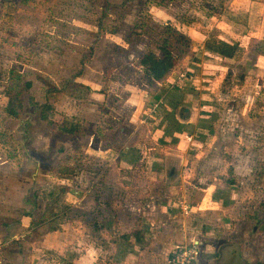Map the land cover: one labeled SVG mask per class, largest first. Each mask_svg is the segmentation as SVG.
<instances>
[{
	"label": "rangeland",
	"instance_id": "rangeland-1",
	"mask_svg": "<svg viewBox=\"0 0 264 264\" xmlns=\"http://www.w3.org/2000/svg\"><path fill=\"white\" fill-rule=\"evenodd\" d=\"M144 52L170 66L160 82ZM46 103L71 131L40 119ZM164 151L181 156L195 264L225 246L223 261L264 264V0H0V264L128 260V171L166 176L145 164Z\"/></svg>",
	"mask_w": 264,
	"mask_h": 264
},
{
	"label": "crops",
	"instance_id": "crops-1",
	"mask_svg": "<svg viewBox=\"0 0 264 264\" xmlns=\"http://www.w3.org/2000/svg\"><path fill=\"white\" fill-rule=\"evenodd\" d=\"M137 101L135 97H128V108L133 102ZM120 120L125 126L123 129L121 127L118 128L117 131L120 134H127L129 115L128 119ZM110 137L112 138L111 135ZM172 138L173 136L159 141L168 145ZM121 145L123 143L117 144L116 150ZM108 147L107 153L112 151V148ZM132 147L133 145L130 144L125 145V150L127 149L126 152H128L125 158V161L128 160L126 164L128 170L136 167L137 164V161L133 159L135 157L134 151L130 150ZM138 148L140 149L141 147ZM160 151L162 150L160 149ZM153 152L155 153V151ZM151 156L152 154L149 153V158ZM159 157L160 159H156V161L155 157L154 160L150 158L145 164L166 170L165 177L159 175L151 177L147 173L142 177H137L133 175L134 171H128V244L130 247H128V260L123 259L118 264H169L167 253L173 246L191 241L198 242L197 230L195 226L191 225V220H189L195 215L191 208L192 203L186 199L187 196L184 193L175 197L177 194L173 191L175 189L174 184L177 181L173 174L177 173L176 168H180L182 164V162H178L181 157L180 153L164 151ZM124 164L125 162L119 165L122 168ZM179 192H185V188ZM177 198L178 202L176 205L173 204V206L177 208L179 202L185 201L189 204L188 212L184 215H179V211L177 212L176 210L172 215H169L165 207L169 202L171 203ZM106 257L109 259L110 255H106L104 258ZM119 257L120 254H118ZM112 260H114L113 257ZM235 261L231 259L229 264H234Z\"/></svg>",
	"mask_w": 264,
	"mask_h": 264
},
{
	"label": "trees",
	"instance_id": "trees-1",
	"mask_svg": "<svg viewBox=\"0 0 264 264\" xmlns=\"http://www.w3.org/2000/svg\"><path fill=\"white\" fill-rule=\"evenodd\" d=\"M232 48L233 45L229 43H225L223 48L217 49V52L224 57H230ZM139 66L142 72L147 77L151 78L156 82H160L161 80H163L170 71V66L165 65L160 60H157L155 57L152 56V54L148 52H144L140 56ZM4 97H5V107H4L5 114L12 118L19 117L23 108L21 91L19 89L17 90L13 88H7L4 93ZM55 115L57 114H55L54 112V107L51 104L46 103L42 106L39 117L42 121H44L46 124L52 127L61 126L66 131L72 130L71 126L69 125V124L71 125L73 124L71 121L59 115L58 116L60 119L56 120L54 118ZM73 130H75V128ZM56 171L58 173H60V171L71 173V169H69L68 167H61ZM61 264H74V262L71 260H67Z\"/></svg>",
	"mask_w": 264,
	"mask_h": 264
},
{
	"label": "built area",
	"instance_id": "built-area-1",
	"mask_svg": "<svg viewBox=\"0 0 264 264\" xmlns=\"http://www.w3.org/2000/svg\"><path fill=\"white\" fill-rule=\"evenodd\" d=\"M179 215H184L188 212L189 204L185 201L179 203ZM174 210L171 209V213ZM198 242H187L175 245L171 248L169 264H194L198 253Z\"/></svg>",
	"mask_w": 264,
	"mask_h": 264
},
{
	"label": "water",
	"instance_id": "water-1",
	"mask_svg": "<svg viewBox=\"0 0 264 264\" xmlns=\"http://www.w3.org/2000/svg\"><path fill=\"white\" fill-rule=\"evenodd\" d=\"M229 248H231V246H225V247H223V251H222V256H223V257H221V258H222L221 261H223V259H224V253H225Z\"/></svg>",
	"mask_w": 264,
	"mask_h": 264
},
{
	"label": "flooded vegetation",
	"instance_id": "flooded-vegetation-1",
	"mask_svg": "<svg viewBox=\"0 0 264 264\" xmlns=\"http://www.w3.org/2000/svg\"><path fill=\"white\" fill-rule=\"evenodd\" d=\"M220 264H229V261L226 259V260H224V261H221L220 260Z\"/></svg>",
	"mask_w": 264,
	"mask_h": 264
}]
</instances>
